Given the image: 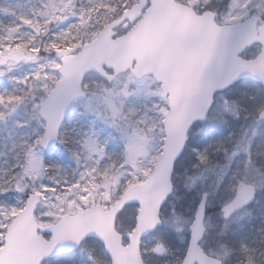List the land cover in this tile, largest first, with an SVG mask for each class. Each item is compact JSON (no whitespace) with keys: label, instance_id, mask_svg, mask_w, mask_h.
<instances>
[{"label":"snow or ice","instance_id":"6c2138e0","mask_svg":"<svg viewBox=\"0 0 264 264\" xmlns=\"http://www.w3.org/2000/svg\"><path fill=\"white\" fill-rule=\"evenodd\" d=\"M0 79V264H264V0H0Z\"/></svg>","mask_w":264,"mask_h":264},{"label":"rangeland","instance_id":"374dc122","mask_svg":"<svg viewBox=\"0 0 264 264\" xmlns=\"http://www.w3.org/2000/svg\"><path fill=\"white\" fill-rule=\"evenodd\" d=\"M12 2H15V0H12ZM7 86H8L7 83L5 81H3L2 79H0V88L7 87ZM238 125H239L238 121L234 122V123H232L230 125L225 126L221 131H223L224 129H229V131H228V133H229L230 131H233V130L237 129ZM258 133L260 134V136L264 135V128L259 129ZM253 149L264 150V145H260L259 143H256V144H254V148ZM244 155L245 154L243 152H237L236 155L233 158V162H232V164L234 163L233 166H235V162L238 161ZM60 162L64 163V164H68V165H74L73 158L71 157L70 154H67V153H65L63 155V157L60 160ZM186 163L187 164H191V163H193V161L192 160H188V161H186ZM181 171L183 172V169ZM221 175H222L221 171L217 170L215 173H213V174H211L209 176L208 181L205 182L203 187L198 185L196 188H192V189H186L184 187V178H183V175H181L176 180V183H177V186H178V192L176 193V197H178V199L177 198H173L170 201V205L171 204H175L177 209L179 211H181L185 217H189L190 215L189 216H187V215H188V212H189L190 208H184V203L185 202H190L191 203L192 201H198L202 191L207 190L209 195L211 196V199H209V201L207 203V207H208V209H210L209 210V215L207 217H209L210 224L215 225V227H213V228H211L209 230L210 231V237H209L210 239L215 237L216 232L219 231V226L222 223L220 221L219 217L213 215L215 206L220 204L221 194L216 189H217L218 178ZM222 188H221V190H222ZM261 196H264V193H261ZM262 200H257V204H256V208L257 209L256 210H251L249 215H245L244 218L242 219L244 221L240 220L239 222L233 223L232 228L234 229V228H236L239 225L240 226L243 225V224H241V222L246 223V225H247L248 224V222L246 221L247 217L250 216L251 214H255L254 211H259V209L261 208L262 204L264 205V202ZM262 213H264V207L262 209ZM259 217L261 218V215ZM259 228H260V226H258V227H250V229L248 230V233H247L248 237H250V235L251 236L255 235V233H257L259 231ZM175 239L183 245V242L179 239L178 236H176Z\"/></svg>","mask_w":264,"mask_h":264},{"label":"flooded vegetation","instance_id":"af4514ba","mask_svg":"<svg viewBox=\"0 0 264 264\" xmlns=\"http://www.w3.org/2000/svg\"><path fill=\"white\" fill-rule=\"evenodd\" d=\"M234 164V163H233ZM263 199V200H262ZM257 200H262L263 202H264V196H261V193L260 194H258V196H257V198H256V201ZM254 205V203L253 204H251V207ZM242 221H244V220H242ZM241 224H243V222H241Z\"/></svg>","mask_w":264,"mask_h":264}]
</instances>
